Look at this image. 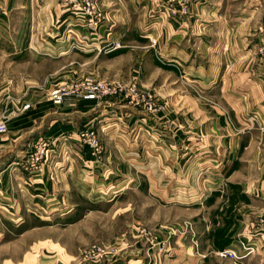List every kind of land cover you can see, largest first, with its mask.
Instances as JSON below:
<instances>
[{"label":"crops","instance_id":"crops-1","mask_svg":"<svg viewBox=\"0 0 264 264\" xmlns=\"http://www.w3.org/2000/svg\"><path fill=\"white\" fill-rule=\"evenodd\" d=\"M95 1L99 19L104 20L101 26L70 29L66 23L74 17L65 0H24V3L22 0L25 11L18 50L50 57L58 69L44 84L36 79L26 80L19 88L23 96L16 94L21 97L19 100L10 93V97L0 102V121L4 114L10 117L7 133L0 135V180L11 185L19 181L14 182L16 187H22L26 193L32 191L34 194L30 197L37 206V202L43 205L42 197H54L62 187L70 189L71 185L83 182L82 189H86L93 174L112 175L111 179L117 180L167 178V226L175 227L189 215L197 217L199 212L207 213L223 204L225 191L218 192L215 185L217 179L233 167L226 177L230 186L227 220L237 227L236 232L250 228L254 214L264 210L261 154L264 148V59L258 52L259 31L264 24V0H228L224 9L220 5L225 1L192 0V12L177 15L179 20L161 11L165 8L161 6L163 0ZM35 11L37 14L33 15ZM85 35L89 36L93 48L82 52L74 45L81 40L71 41L70 38ZM141 39H148V44ZM151 39L156 41L155 45L151 44ZM105 49L112 52L101 53ZM157 60L166 61L173 69L167 71L162 95L169 108L158 114L159 118L134 106L128 107L121 96L101 101L76 100L75 104L66 103L60 107L47 95L54 84L68 76L89 75L128 81L135 65L143 69V82L147 87L155 89ZM63 61L68 63L65 65ZM194 90L209 96L216 107L202 106ZM25 104L31 106L22 111ZM60 116L72 121L63 124L58 119ZM228 116L232 126L223 123L229 122ZM251 116L257 117V124H249ZM75 117L80 123L75 122ZM174 117L180 119L178 133L173 138L159 133H167V123ZM93 121L105 148L102 164L94 161L89 149L81 145L76 135L92 128ZM204 125L218 134L225 127L227 134L211 139L197 138ZM241 129L245 132L242 136L236 133ZM34 133L39 134L32 135ZM38 137L48 138L44 145L52 154L46 157L42 170L33 175L32 189L29 179L22 178L18 171L22 164L32 163L31 158L21 155L25 151L24 141ZM242 145L244 150L239 151ZM251 148L260 151L252 154ZM126 165L129 173L125 172ZM211 179L216 183L206 189ZM121 194L123 192H117L114 196ZM254 203L261 205L253 208ZM17 206L20 207L12 205L9 211L14 207L17 211ZM196 225L200 227L198 222ZM231 238L228 248L237 249L235 232ZM180 243H184L181 238ZM248 251L241 256L249 260L264 258V252ZM192 253L176 251L170 263L220 261L212 252Z\"/></svg>","mask_w":264,"mask_h":264},{"label":"rangeland","instance_id":"rangeland-1","mask_svg":"<svg viewBox=\"0 0 264 264\" xmlns=\"http://www.w3.org/2000/svg\"><path fill=\"white\" fill-rule=\"evenodd\" d=\"M90 1L93 3V8L97 7L95 0ZM221 1H225V3ZM238 1L240 2V0ZM65 2L68 4V8L72 7L71 2L68 3L67 0ZM163 2L161 6L165 8L161 11L173 14L175 16L173 19L179 20L176 18L177 15H189L192 12L190 4L192 0H163ZM220 2L223 9L228 6V0H220ZM23 3L22 0H0V102L10 97V93L19 100L21 97L18 98L16 94L19 93L23 96V90L20 89L26 80L36 79L44 84L58 69V65H55L50 57L41 56V53L18 50L17 43L20 45V30L23 26V11H25ZM234 4L233 6H235ZM34 14H37L36 11L33 12ZM80 20V22H76L74 18L71 22L66 23V27L68 24L70 29L92 26L97 29L104 21L99 19L96 8L92 15L81 17ZM93 31L96 32L94 29ZM79 39L82 41V36L76 37V39L70 38L71 41ZM141 42L148 44V39H141ZM155 42L152 40L151 44L155 45ZM111 52L110 49L101 51L104 54ZM63 62L65 65L68 63ZM155 64L158 68L155 76L157 84L155 89L147 87L143 82V69L140 65H135L137 67L133 68L128 81L107 80L89 75L78 77L79 79L68 76L60 83L54 84L47 95L54 104L51 98L52 91L58 88L63 89V92L66 93V102L59 105L61 107L66 103L75 104L76 100H79L77 96H79L80 89L86 86L88 80L93 83H107L112 93L103 97L102 100L114 95L121 96L122 101L128 107L134 106L144 110L152 117L159 118L161 116L158 114L169 108L162 95L164 94V82L167 81V71L173 69L167 65L166 61L157 60ZM113 69L108 70L110 72ZM108 70L104 69L107 72ZM81 75L83 74L79 76ZM11 86L15 88L14 91ZM16 89L19 91L15 92ZM194 92L202 106L211 109L216 107L209 96L199 90H194ZM201 95H204V98ZM149 96H151L152 104L150 110L144 106V100ZM177 118L174 117L167 123V133L165 131H159V133L167 134L173 138L178 133L179 124H181L180 119ZM58 119L63 121V124H68L69 120L72 121L71 118L64 119V116H60ZM74 120L80 123L76 117ZM228 120L227 123L223 122L225 126L232 124L229 116ZM97 128L96 122L93 121L92 128L81 130L76 135L80 137L81 145L86 148L83 144V137L87 138V134L91 131L96 133L101 143V151L96 157H92L94 161L102 164L105 159V148ZM224 128L219 135L204 125L201 135H198L197 138L221 137L222 134H227ZM238 131L236 133L240 136L245 133L243 129ZM35 134L39 133L32 135ZM247 135L249 136V134ZM241 139L245 138L241 137ZM47 140L48 138L38 137L32 141L30 139L24 141L23 149L25 151L27 149V152L22 151L21 155L36 162L22 164L23 166H20L21 169L18 172L22 173V178L29 179L32 189L35 183L32 180L33 175L42 170V164L45 163L46 157L52 154L48 146L46 147L47 152L45 151L43 155L38 151L44 142L47 144ZM243 148L242 145L239 151H243ZM62 149L64 150L63 147ZM251 151L252 154H256L260 149L251 148ZM261 154L264 160V148L261 149ZM116 166H120V164ZM162 166L167 167V165ZM232 169L233 167L230 171L227 170L222 178L217 179L218 184L215 185L216 181L213 179H211V183H206V189H211V186L215 185L218 192L225 191L222 195L223 204L216 210L207 213L199 212L197 217L189 215L175 227L167 226V216H169L167 178L151 181L145 177L117 180L111 179L112 175L102 177L93 174L90 184L85 186L86 189H82L83 182L81 185H71L70 189L62 187L54 197L43 198L41 196L43 205L37 202V206L34 205L31 198L34 194L32 191L26 193L22 187H16L14 182L19 181H14L11 185L8 181L6 184L0 180V264H167V262L170 263V260H174L173 256L176 251L191 253L193 251L196 253L208 251L214 253V256L220 260H203L201 264H211L210 262H216V264H264L263 257L249 260L241 256L247 250L251 253L264 252V210L254 214L255 220L249 226L251 229L246 227L242 232H236L237 227H233L227 220L230 210V193H228L230 186L226 177ZM262 170L264 171V162ZM125 172L129 173L127 165ZM87 182L89 183V181ZM116 182L118 183L116 184ZM76 183H78L77 180ZM117 192H123V194L115 197L114 194ZM17 204L20 205V207L17 206V211L16 207L12 208L13 211H9L12 205ZM254 205H261V203H254L253 208ZM196 222L200 224V227H197ZM247 229L249 230L245 231ZM234 232L240 248L238 246L237 249H229L228 246L231 244ZM180 238L184 240L183 244L180 243ZM171 250H175L174 253ZM224 251H232L238 258L231 259L220 256L219 253ZM247 257L249 256L247 255Z\"/></svg>","mask_w":264,"mask_h":264},{"label":"built area","instance_id":"built-area-1","mask_svg":"<svg viewBox=\"0 0 264 264\" xmlns=\"http://www.w3.org/2000/svg\"><path fill=\"white\" fill-rule=\"evenodd\" d=\"M67 1L68 3L69 2L72 3V7H70V11H71L72 16L75 18L76 22H80L81 17H89L90 15L93 14V11L95 10V6L93 8L92 6L93 3L90 0H67ZM87 34L89 33L87 32ZM88 37L89 36L87 35L83 36L82 37L83 40L79 44H76L74 42L75 48H78L82 50L83 52L90 51V49L93 48V46L88 40ZM258 52L260 56L264 59V24L260 28V31H259ZM111 93L112 91L110 90V87L107 85V83H101V82L93 83L90 80H88L86 86L80 89L79 96L77 97L79 98V100H84V101H101L103 97ZM51 96L55 104L61 105L64 102H66L65 100L66 93H64L63 89L61 88L54 89L51 93ZM150 99H151V96H149L148 99L144 100V106L146 107V109H149V110L152 108ZM30 106H31L30 104L23 105L22 111H26L27 109L30 108ZM9 119L10 117L8 114H4L2 116L1 121H0V135L7 133L8 131L7 124H8ZM257 122H258V119L256 116H251L249 118L250 124H255ZM87 136H88L87 138L83 137L84 138L83 144L85 145L86 148L89 149V151L91 152V155L93 157H96L101 151V143L95 132L91 131L89 134H87ZM46 147L47 146L44 145L43 143V145L40 146L38 151L43 155L45 151L47 152ZM36 160L38 161L39 159H36ZM33 161L35 160L32 159V163ZM219 255L224 258H231V259L238 258L232 251H224V252L219 253Z\"/></svg>","mask_w":264,"mask_h":264},{"label":"bare ground","instance_id":"bare-ground-1","mask_svg":"<svg viewBox=\"0 0 264 264\" xmlns=\"http://www.w3.org/2000/svg\"><path fill=\"white\" fill-rule=\"evenodd\" d=\"M54 104H55V103H54ZM55 105L59 106V104H55Z\"/></svg>","mask_w":264,"mask_h":264}]
</instances>
